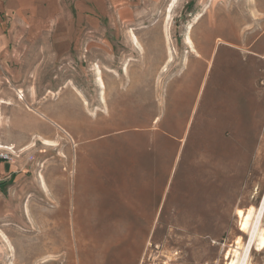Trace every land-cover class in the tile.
<instances>
[{
	"label": "rangeland",
	"instance_id": "obj_1",
	"mask_svg": "<svg viewBox=\"0 0 264 264\" xmlns=\"http://www.w3.org/2000/svg\"><path fill=\"white\" fill-rule=\"evenodd\" d=\"M101 28L79 53L44 46L12 92L36 133L0 146L16 166L0 264H227L248 241L236 211L264 195V0H156ZM187 201L194 217L170 218Z\"/></svg>",
	"mask_w": 264,
	"mask_h": 264
},
{
	"label": "crops",
	"instance_id": "obj_2",
	"mask_svg": "<svg viewBox=\"0 0 264 264\" xmlns=\"http://www.w3.org/2000/svg\"><path fill=\"white\" fill-rule=\"evenodd\" d=\"M151 1L156 0H0V123L8 119L14 125L11 135L0 127V146L11 145L10 140H23L25 134L29 139L36 133L33 127L24 129V119L33 120V114L25 113L23 104L14 99L12 92L27 90L24 81L34 75L29 69L41 59L40 50L44 46L53 50L50 53L63 54L74 50L79 53L88 37L103 44L102 22L130 23L134 13L142 11ZM31 88L34 90V84ZM37 118L34 120L39 125ZM15 174L14 160L0 162V224L16 211L8 184ZM136 206L138 211L134 214L138 218L152 219L151 208H146L145 201H138ZM177 206L169 213L179 215L170 218H193L184 214L191 213L190 209L197 210V205L195 208L189 201ZM148 210L150 215L146 216Z\"/></svg>",
	"mask_w": 264,
	"mask_h": 264
},
{
	"label": "bare ground",
	"instance_id": "obj_3",
	"mask_svg": "<svg viewBox=\"0 0 264 264\" xmlns=\"http://www.w3.org/2000/svg\"><path fill=\"white\" fill-rule=\"evenodd\" d=\"M231 30L234 33V29L231 28ZM207 36H208L207 35V32L204 31V34L202 36V40H201L202 42L201 43H203L204 41H207ZM132 37H133L134 41H137L136 38H135V36H132ZM187 41H188V43H189V45H190V47L192 49V43H191V41L188 38H187ZM193 51H195V50H193ZM100 85L102 87L101 81H100ZM252 108L254 109L255 106H253ZM44 144L45 145H50L48 141L44 142ZM263 214H264V195H263V197L261 199V202H260V205H259V207L257 209L254 210L253 208H250V209L246 210L245 212H243L242 210H237L236 211V216L238 217V221H239V229H240L241 232L246 233L248 235V241L244 245V247L242 248V250L240 252H238V247H236V248L231 249V250L228 251V253L226 254V258H225L226 261H227V264H249V262H248L249 261V256H250V253H251V251H252V249H253L254 246H256L257 251L264 250V234H263V230L260 228L261 222H262V219H263V216H264ZM84 225H85L84 228H86V225L87 224H84ZM84 225H82V226H84ZM82 226L80 224L79 225V229L80 228L83 229ZM88 226H90V225H88ZM75 232H77V230ZM80 233H81V231H80ZM80 233L77 232L76 233V236H75V244H76V247H77L76 249H77V252L78 253L80 252V246H82L81 245V243H82V237H81V234ZM84 244H87V243H84ZM94 262H96V261H94Z\"/></svg>",
	"mask_w": 264,
	"mask_h": 264
},
{
	"label": "built area",
	"instance_id": "obj_4",
	"mask_svg": "<svg viewBox=\"0 0 264 264\" xmlns=\"http://www.w3.org/2000/svg\"><path fill=\"white\" fill-rule=\"evenodd\" d=\"M13 152L9 148L0 149V162H11Z\"/></svg>",
	"mask_w": 264,
	"mask_h": 264
}]
</instances>
